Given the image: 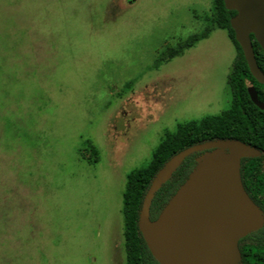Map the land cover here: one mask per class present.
Returning a JSON list of instances; mask_svg holds the SVG:
<instances>
[{"label": "rangeland", "instance_id": "obj_1", "mask_svg": "<svg viewBox=\"0 0 264 264\" xmlns=\"http://www.w3.org/2000/svg\"><path fill=\"white\" fill-rule=\"evenodd\" d=\"M212 0H0V264H127L123 192L167 131L231 105ZM91 141L98 162L82 158Z\"/></svg>", "mask_w": 264, "mask_h": 264}, {"label": "water", "instance_id": "obj_2", "mask_svg": "<svg viewBox=\"0 0 264 264\" xmlns=\"http://www.w3.org/2000/svg\"><path fill=\"white\" fill-rule=\"evenodd\" d=\"M237 14L230 20L250 72L264 85V72L252 35L264 51V0H224ZM252 101L264 108L254 85ZM203 152L188 180L156 220L150 218L155 194L191 154ZM261 153L236 139L207 141L172 156L154 177L144 198L139 228L160 264H239L240 241L264 226V212L246 191L242 159Z\"/></svg>", "mask_w": 264, "mask_h": 264}, {"label": "trees", "instance_id": "obj_3", "mask_svg": "<svg viewBox=\"0 0 264 264\" xmlns=\"http://www.w3.org/2000/svg\"><path fill=\"white\" fill-rule=\"evenodd\" d=\"M235 10H228L224 0H212V8L205 16L206 29L190 36L177 46H168L161 55V63H168L208 38L216 29L227 32L237 50L228 77L232 100L228 109L217 115L179 123L175 131H167L153 153L148 165L133 170L127 175L123 192L124 240L127 264H160L150 251L139 228L140 212L145 195L158 171L180 151L221 139H236L260 151V155L242 159V180L253 201L264 212V108L257 106L248 92L252 83L258 97L264 103V85L259 83L250 72L243 50L237 42L230 20ZM257 62L264 72V51L252 35ZM82 158L98 162L99 149L87 141L86 149L80 150ZM88 154V155H87ZM203 152L188 156L170 179L155 194L150 207V218L156 220L172 197L188 180L198 165ZM241 260L239 264H264V226L243 237L239 244Z\"/></svg>", "mask_w": 264, "mask_h": 264}]
</instances>
